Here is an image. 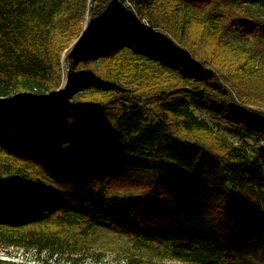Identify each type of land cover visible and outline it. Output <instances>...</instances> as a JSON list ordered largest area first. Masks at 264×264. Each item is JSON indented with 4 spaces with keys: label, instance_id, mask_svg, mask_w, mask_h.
<instances>
[{
    "label": "trees",
    "instance_id": "1",
    "mask_svg": "<svg viewBox=\"0 0 264 264\" xmlns=\"http://www.w3.org/2000/svg\"><path fill=\"white\" fill-rule=\"evenodd\" d=\"M256 1L0 0V100L47 99L69 76L53 105L0 107L8 245L54 254L77 230L122 239L126 264H264V108L231 83L264 48ZM226 32L252 56L211 59Z\"/></svg>",
    "mask_w": 264,
    "mask_h": 264
},
{
    "label": "rangeland",
    "instance_id": "2",
    "mask_svg": "<svg viewBox=\"0 0 264 264\" xmlns=\"http://www.w3.org/2000/svg\"><path fill=\"white\" fill-rule=\"evenodd\" d=\"M42 5L46 9L49 8V6H56V4L53 3V0H43ZM247 10L257 18H264V0H257L256 2L250 4L247 6ZM88 20L89 16H86L84 28ZM198 29L199 27L195 26L194 33L197 32ZM220 36L221 38H216V36L210 38V46L204 45V48L206 51H208L211 59V53H214V55L219 59L228 61L231 56L230 51L227 48L220 46H229V44H234L235 47L237 46L239 49H241L244 55L246 52H248V45H242V43L233 36H228L227 32L226 41L224 44L220 43L222 35ZM250 56H252V54H249L248 52V57ZM64 57L65 56H63V60ZM247 59L248 58L245 56L243 59H240L242 62H239L238 60L237 61L238 63H241L242 66L246 67L245 61ZM63 60V71L66 72L67 68L63 63ZM231 83L233 84V88L234 86L236 87L232 91L236 100L242 98L243 101H245L246 98L252 103H255V107L251 106V108H264V48L262 49V54L258 53V55L253 60L252 75L245 77V80L242 83H239L237 80L232 81ZM60 91L52 97L44 100H37L26 96H14L8 101L14 99H25L32 102L34 105H44L57 99L59 97ZM194 113L198 118L205 120L214 129H217L218 131L225 134L231 143H242L247 147L250 154L256 153L259 145L255 143L254 140H241L235 136L229 135L224 124H218V122L210 119L202 111L194 109ZM88 235L89 234L86 236L81 235L82 237H80L79 231L71 230L70 237L74 238L75 241L63 243L61 249L54 254H52L51 250H45L41 253H38L34 248L8 245L7 240L0 236V259L23 264H126V258L130 248L122 239L113 235Z\"/></svg>",
    "mask_w": 264,
    "mask_h": 264
},
{
    "label": "water",
    "instance_id": "3",
    "mask_svg": "<svg viewBox=\"0 0 264 264\" xmlns=\"http://www.w3.org/2000/svg\"><path fill=\"white\" fill-rule=\"evenodd\" d=\"M92 28V18H91V14H89V29L91 30ZM74 49H72L69 53H67V55L64 57V60H63V63L65 65V67L68 69V58L71 54V52L73 51ZM68 81H69V76L67 75V78H66V81H65V84L63 85V87L61 88V91H60V94H59V97L57 99H55L54 101L52 102H49V103H46L44 105H34L32 102L28 101V100H18V99H14V100H10L8 101L9 99H6V100H0V107H6V106H10V105H16V104H25V105H28V106H31L32 108H44V107H47V106H50V105H53L57 102H59L61 99H63L64 95H65V92L67 90V87H68ZM22 96H25V95H22ZM28 97V96H26ZM12 98V97H11ZM50 98V97H49Z\"/></svg>",
    "mask_w": 264,
    "mask_h": 264
}]
</instances>
